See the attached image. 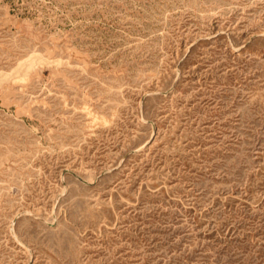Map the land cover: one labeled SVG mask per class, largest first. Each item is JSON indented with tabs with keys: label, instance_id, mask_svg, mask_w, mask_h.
Listing matches in <instances>:
<instances>
[{
	"label": "rangeland",
	"instance_id": "rangeland-1",
	"mask_svg": "<svg viewBox=\"0 0 264 264\" xmlns=\"http://www.w3.org/2000/svg\"><path fill=\"white\" fill-rule=\"evenodd\" d=\"M0 264H264V0H0Z\"/></svg>",
	"mask_w": 264,
	"mask_h": 264
}]
</instances>
